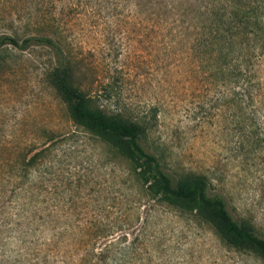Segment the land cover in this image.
<instances>
[{"label": "rangeland", "instance_id": "rangeland-1", "mask_svg": "<svg viewBox=\"0 0 264 264\" xmlns=\"http://www.w3.org/2000/svg\"><path fill=\"white\" fill-rule=\"evenodd\" d=\"M147 3L0 0V35L55 33L93 88L116 86L117 96L98 101L100 109H126L132 121L155 113L147 121L149 137L170 167L205 173L212 191L227 193L264 236V142H247L240 110L228 101L229 85L196 60L194 36L167 30L162 19L148 16ZM51 62L50 51L39 46L0 50V143L31 153L47 147L36 182L41 207L66 212L59 225L84 228L81 236L89 242V232L101 227L121 228L128 239L137 236L142 260L134 264H264L218 246L208 225L140 198L127 180L138 162L74 125L46 81Z\"/></svg>", "mask_w": 264, "mask_h": 264}, {"label": "trees", "instance_id": "trees-1", "mask_svg": "<svg viewBox=\"0 0 264 264\" xmlns=\"http://www.w3.org/2000/svg\"><path fill=\"white\" fill-rule=\"evenodd\" d=\"M146 2L148 16L162 19L167 30L194 36L196 60L224 78L229 85L228 101L240 110V128L247 142L260 146L264 142V0ZM32 46L50 51L46 81L66 105L74 125L108 150L138 162L128 170L127 180L134 182L140 198L208 225L218 246L264 263V236L257 233L252 217L236 209L224 191H212L205 173L183 174L170 167L163 149L149 137L147 121L154 120L155 113L147 120L132 121L126 109L110 114L100 109L98 101L117 96L116 86L104 83L93 88L55 33L0 35V50ZM25 148L0 143V264H134L142 260L137 236L128 239V232L121 228L90 231L89 242L81 236L84 228L59 225L66 212L41 207L44 199L40 200L36 182L47 147L33 153ZM71 231L76 238L69 241L66 236Z\"/></svg>", "mask_w": 264, "mask_h": 264}]
</instances>
